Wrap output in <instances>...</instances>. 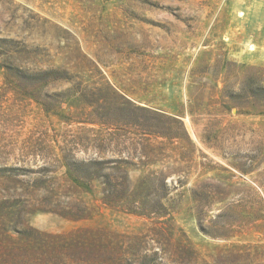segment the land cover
<instances>
[{
    "label": "rangeland",
    "instance_id": "374dc122",
    "mask_svg": "<svg viewBox=\"0 0 264 264\" xmlns=\"http://www.w3.org/2000/svg\"><path fill=\"white\" fill-rule=\"evenodd\" d=\"M0 264H264V0H0Z\"/></svg>",
    "mask_w": 264,
    "mask_h": 264
}]
</instances>
